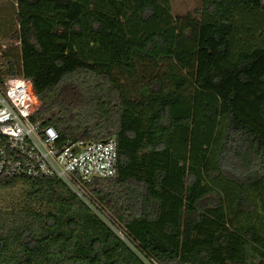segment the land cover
I'll list each match as a JSON object with an SVG mask.
<instances>
[{
	"label": "trees",
	"instance_id": "trees-1",
	"mask_svg": "<svg viewBox=\"0 0 264 264\" xmlns=\"http://www.w3.org/2000/svg\"><path fill=\"white\" fill-rule=\"evenodd\" d=\"M171 3L16 0L0 21V83H31V120L117 145L89 205L0 178V264H264V2Z\"/></svg>",
	"mask_w": 264,
	"mask_h": 264
},
{
	"label": "built area",
	"instance_id": "built-area-1",
	"mask_svg": "<svg viewBox=\"0 0 264 264\" xmlns=\"http://www.w3.org/2000/svg\"><path fill=\"white\" fill-rule=\"evenodd\" d=\"M38 107L39 102L28 80L10 79L4 85L0 83V178L56 179L89 205L84 184L117 175L115 140L61 145L59 135L52 127L31 120ZM112 229L134 250L122 231ZM142 261L159 264L144 257Z\"/></svg>",
	"mask_w": 264,
	"mask_h": 264
},
{
	"label": "rangeland",
	"instance_id": "rangeland-1",
	"mask_svg": "<svg viewBox=\"0 0 264 264\" xmlns=\"http://www.w3.org/2000/svg\"><path fill=\"white\" fill-rule=\"evenodd\" d=\"M198 0H172L171 3V13L173 16H178L186 11L192 9L196 2ZM15 2L16 0H0V21L3 23V20L10 19L12 14L14 13L15 8ZM264 2V0H263ZM117 9V7L115 8ZM0 22V23H1ZM9 29L7 27H3V25L0 26V45H6L8 41L4 35V32L6 31L7 34L9 33ZM12 30V29H11ZM13 45V44H12ZM16 199V195L13 193L3 192L0 193V205H11L14 203V200Z\"/></svg>",
	"mask_w": 264,
	"mask_h": 264
}]
</instances>
